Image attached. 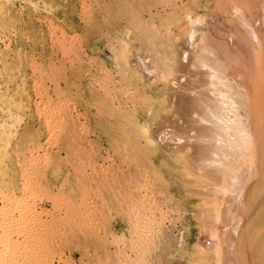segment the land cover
<instances>
[{"label":"rangeland","instance_id":"rangeland-1","mask_svg":"<svg viewBox=\"0 0 264 264\" xmlns=\"http://www.w3.org/2000/svg\"><path fill=\"white\" fill-rule=\"evenodd\" d=\"M197 16L205 18L197 27L211 35L200 74L214 69L219 76L212 83L213 72L206 73L209 82L236 100L241 117L224 133L189 144H150L143 133H127V119L108 96L120 86L116 77L109 80L117 68L113 47L122 51L128 42L123 54L132 59L141 47L136 22L180 33ZM185 39L183 51L190 46ZM249 53L264 62V0H0V264H131L140 225L158 238L177 229L178 244L162 252L159 264H197L196 244L210 223L198 218L204 197V206L232 229L224 263L264 264L250 258L264 236V113L250 118L245 100L236 98L264 81V64L257 69ZM162 112L161 120L151 121L144 110L139 116L153 139L170 117ZM226 149L219 165L205 166L209 151ZM227 175L222 204L208 194V181Z\"/></svg>","mask_w":264,"mask_h":264},{"label":"bare ground","instance_id":"bare-ground-1","mask_svg":"<svg viewBox=\"0 0 264 264\" xmlns=\"http://www.w3.org/2000/svg\"><path fill=\"white\" fill-rule=\"evenodd\" d=\"M202 19L204 20L205 18ZM202 19L201 17L199 18L198 16L196 19L193 17H189L190 28L182 29L180 28L182 26H180L178 28L180 33H175V31L172 30H166V32H162L159 27L155 26L154 24L155 22L154 23L151 22L152 24L145 23L144 25L142 23L139 24L138 22H136L135 26L137 28L139 26L138 31L136 30L138 35L137 40L139 41L138 44H140L141 46V47H136L138 48L137 52L139 51L138 53H136V55L139 54L142 50L143 53L141 54L143 56L142 55L136 56L134 54L135 55L134 57V55L132 54L133 57L131 59L130 56L124 55L123 54L124 52L127 54L126 51L127 49H125V46L127 44L129 45V43L125 41L127 43L126 44L124 40L122 41L119 39L117 42H120V44L121 41L122 43L124 42L123 48L125 51L124 50L118 51L116 49V46L114 45L110 58L113 59L112 60L113 62L117 61V65H116L117 68L116 67L115 68L113 67L112 69L110 68L112 77L110 76L109 80L110 78H112L113 80L116 77L117 78L116 82H119L120 86H116L115 88L114 87L115 83H114L113 87L115 89L113 88L112 91L108 94V96L112 101L113 100L118 101L117 98L121 96L120 97L121 99L119 98L120 100L118 102L116 101V109H120V111L127 119L126 121V126L128 128L127 133L130 132L134 135L143 133L144 137L148 140L150 144L160 145L162 144L160 142L168 143L169 141L171 142L187 141L189 144L191 142L198 141L200 139V135L210 134L212 131H217L218 133L222 130V133H224L223 129H225L228 126L230 121L241 117L242 107H240L237 104L236 100L235 101H232V99L230 100V97H227L222 93H220L221 90L217 92L216 90L217 88L211 85L210 82L213 83L212 78L214 77L217 78V76H219V75L214 76V74L216 73L213 72L214 69H211L212 71L209 70V72L208 70H206L207 72L203 71V74L205 72L204 75L206 79L203 75H201L202 73L200 74L203 65L202 61L205 60L204 59L205 55L203 54L204 53L203 48L206 47L205 45L207 44L206 42L207 38L211 36L210 32L207 31V29L204 30L203 28L200 29V27L199 28L197 27V25L200 22L203 23ZM153 27H155V29ZM247 31H250L247 32L248 35H252L251 30L247 28ZM181 36L186 37L185 39L186 44L190 45L189 47H191L190 48L191 50H189V47L187 49V46L184 47L182 46L184 50L186 47L187 51L186 50L183 51L179 48L180 47L179 45L181 43L180 41ZM232 36L230 37L231 39ZM233 38L234 40L232 39L233 41L232 40L230 41L234 45L233 42L234 41L236 42L235 38L237 39V37L233 36ZM240 40L241 39H239V41ZM235 44L236 47L238 44L237 43ZM255 44L257 45L258 43L254 42V45ZM111 45L113 46L112 43ZM226 45L227 44L222 46L224 47ZM228 45H230V43H228ZM256 45H255L256 47L255 51L259 47V46L257 47ZM226 47L228 49L230 46H226ZM139 48L142 49L139 50ZM227 49L226 52L230 51L229 49L231 48H229L228 50ZM258 54L249 53L250 57H252V62L257 67V69L261 68L263 71L264 62L262 56ZM131 60L132 61L135 60V61L131 62ZM244 60L246 61V59ZM250 61L251 60H249V62ZM185 64H188V66ZM210 64L213 65L212 63H209V65ZM211 68H213V66H211ZM212 72L213 75L212 74L209 75V78H211L212 76L211 78L212 81L209 82V80L211 79H208L206 73L209 74ZM199 74L203 77L199 76ZM196 75H198L200 79L204 78L205 81H208L209 83L205 81H201L202 79L201 80L197 79ZM221 75L222 74L220 73V78L223 77V75L222 77ZM259 80L262 81V78L258 79L257 81ZM199 83L202 85L201 86L197 85ZM262 83L264 85V81L260 82L259 85L262 86L263 89L262 87L261 88L258 87L256 89L254 88V90H252L254 92H248V91L246 92V90H243L241 92H237L236 95V98L245 100V104H243L244 113L246 114V112H248L250 118L252 119H258L260 115L264 113V86L262 85ZM173 86H175V88ZM171 87H173L174 90L177 89L176 91L179 90L178 93L180 92L181 94L179 93L180 94L179 95L177 93V95H173L172 97H170L172 94V93L170 94V92H173V94H175L174 93L175 91ZM164 92L169 93L168 95H170L169 97L171 98V100L166 95L165 97L164 95L163 97L161 96L162 93ZM194 94H196L197 96ZM179 96L181 100H178ZM114 102L115 101H113V104ZM188 104L191 106L190 108L189 106H187ZM198 104L201 105L200 108L196 110V105ZM168 105L171 106L170 107L171 109L169 110L166 109L167 107L169 108ZM179 106H181L182 108H180ZM142 110L145 111L146 115L149 117L148 119H150L151 121H153V119L156 120L159 116L162 117L160 113L162 111H164V113L167 112V114L170 113L169 115L170 117L167 116V118H165L164 120L165 122L161 125L162 129L159 130L158 132L159 134L156 137V139H153L152 136L153 129L151 125H149L150 123L149 124L140 123L139 116ZM183 112L186 114L182 116ZM159 119L161 120V118H158V120ZM163 125H165V127H163ZM177 133H181L180 136L178 134L177 137ZM245 137L248 136L245 135ZM248 145L251 146V144ZM226 152L227 149L220 155H217L215 153V155L213 156L212 152L209 151V153H207L208 158H206L205 160L207 162V163L205 162L206 163L205 166H214L215 163H218L217 165H219V163L222 162L220 161L223 158L222 154H226ZM246 153H247V149L244 151V154ZM205 166L200 163V166H198V170L200 172H203L204 169L206 168ZM221 168H223V166H219V169ZM195 176L203 177V176H207V174H205L204 172V174H195ZM235 177L236 176H234L233 178ZM230 181H231V177L229 175L225 177H221L220 183H217L214 180L209 179L208 181L209 188L207 189L208 194L212 198L213 196H216L217 201L223 204L221 199L229 195ZM199 196L203 198L204 194H200ZM170 198H173L172 199L173 204H171V206L174 208V210L178 209V202L176 201L175 196H170ZM204 198L202 199V201H200L201 203L199 204L201 208L198 209L199 210L198 218L200 221H209L210 223L207 227H205L202 230L203 234L199 238V241L196 244L195 249L197 252L195 253V256L197 257V260H199L196 263L225 264L222 256L223 254L230 252V249L224 248L225 246L223 245V243L225 239H227L232 233V229L230 223H228L225 219L219 216L220 215L219 213L213 214L210 212L209 208L204 206L203 200H206V198L205 199ZM253 203L258 204V201L254 200ZM144 226L145 225H140L139 230H141V234L139 235L138 243L136 245V250H135L137 253V258L134 259L132 261L133 263L131 264H159L160 261L159 256L162 254V252L167 248H170L174 242H177L178 244V241L180 239L175 233V230L177 229L173 225L172 232L169 231L167 232V230H165L163 231V234L161 233V237L158 238L157 236L152 235V231L149 230V228H146ZM249 226L251 225L249 224ZM255 241H257L256 242L257 249L256 250L254 249L255 251H253V253L250 254L251 255L250 258L252 259V257L255 258L256 256L257 257L259 256L260 258H262L261 260H263L264 263V236L259 242L258 240ZM182 242L185 244L186 243L185 239H182ZM232 249L234 250V246L232 247ZM163 257L164 256H162V258ZM242 258L243 259H241V261L243 260V262L247 263L244 260L247 259V257L244 258L243 256ZM255 260L257 259L255 258ZM259 260L260 259H258V261ZM260 263L262 264V261Z\"/></svg>","mask_w":264,"mask_h":264}]
</instances>
